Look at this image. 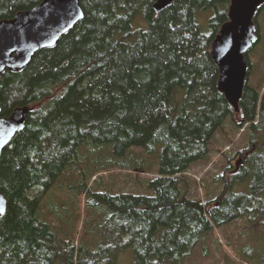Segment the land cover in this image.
Here are the masks:
<instances>
[{"label": "trees", "instance_id": "obj_1", "mask_svg": "<svg viewBox=\"0 0 264 264\" xmlns=\"http://www.w3.org/2000/svg\"><path fill=\"white\" fill-rule=\"evenodd\" d=\"M39 1L0 0V19ZM80 2L85 16L72 31L0 80L1 116L29 107L23 129L0 157V192L7 200L0 264H100L107 261L104 244L113 241L120 251L131 248L139 264H182L214 228L238 217L258 227L253 214H264V96L245 81L235 113L217 89L218 68L209 54L230 0H174L159 14L152 10L155 0ZM236 114L258 150L239 152L246 166L224 180L214 204L189 199L179 187L182 175L207 158L214 134ZM88 140L112 143L118 156L159 148L158 169L145 184L152 194L92 199L101 220L95 224L96 217L85 215L89 229L75 247L64 216L52 229L40 218V202ZM249 167L250 193L233 192V179ZM91 241L95 261L83 263Z\"/></svg>", "mask_w": 264, "mask_h": 264}, {"label": "rangeland", "instance_id": "obj_2", "mask_svg": "<svg viewBox=\"0 0 264 264\" xmlns=\"http://www.w3.org/2000/svg\"><path fill=\"white\" fill-rule=\"evenodd\" d=\"M200 27L206 28V14L197 17ZM258 26L257 40L246 53L250 63L246 83L264 96V7L255 16ZM238 114V113H237ZM228 117L222 127L214 134L209 144V154L205 160L198 161L182 175L179 187L189 199L214 204L216 197L226 185L231 174H236L246 166L239 153L248 155L256 152L258 144L248 141L247 124L237 116ZM241 122V126L238 124ZM264 143V140H262ZM261 143L260 145H262ZM230 147V150H225ZM261 147V146H260ZM158 151L145 154L139 148H131L126 155L114 153L112 143H96L91 140L78 148L75 162L67 166L58 180L42 194L40 218L55 229L59 216H64L69 236L74 237L72 244L78 246V236L89 229L86 214L96 217L98 224L102 213L90 205L92 199L100 203L98 195L117 193L152 194L145 184L157 175ZM142 161V162H141ZM254 171L249 167L231 183L233 192L250 193ZM85 181V184L83 182ZM82 185V186H81ZM82 187V188H81ZM38 191V190H36ZM93 195L89 196L88 193ZM88 200V210L85 202ZM99 209V208H98ZM95 211V212H93ZM102 212V211H101ZM85 217V218H84ZM258 218V227L246 217H238L233 222L214 228L204 241L199 242L192 254L182 264H259L264 253V222ZM255 223V221H253ZM99 239V237H97ZM85 240V235L80 241ZM87 254L81 257L83 263L94 262L92 243ZM107 261L100 264H139L131 248L120 251L115 241L104 244ZM103 251V248H101ZM119 250V251H118Z\"/></svg>", "mask_w": 264, "mask_h": 264}, {"label": "water", "instance_id": "obj_3", "mask_svg": "<svg viewBox=\"0 0 264 264\" xmlns=\"http://www.w3.org/2000/svg\"><path fill=\"white\" fill-rule=\"evenodd\" d=\"M174 0H155L152 10L159 14ZM264 0H230L227 20L210 44V57L218 68L217 89L235 113L247 77L246 53L257 40L254 18ZM85 16L80 0H40L0 19V80L4 73H19L36 53L53 49ZM28 106L14 108L9 116L0 113V157L13 137L25 125ZM1 112V108H0ZM7 200L0 192V216Z\"/></svg>", "mask_w": 264, "mask_h": 264}, {"label": "flooded vegetation", "instance_id": "obj_4", "mask_svg": "<svg viewBox=\"0 0 264 264\" xmlns=\"http://www.w3.org/2000/svg\"><path fill=\"white\" fill-rule=\"evenodd\" d=\"M255 215L257 216L255 219L258 220V218L260 217L261 221L264 222V214L263 213H258L256 212L255 214H253V216L255 217Z\"/></svg>", "mask_w": 264, "mask_h": 264}, {"label": "built area", "instance_id": "obj_5", "mask_svg": "<svg viewBox=\"0 0 264 264\" xmlns=\"http://www.w3.org/2000/svg\"><path fill=\"white\" fill-rule=\"evenodd\" d=\"M225 150H227V151L230 150V147H227Z\"/></svg>", "mask_w": 264, "mask_h": 264}]
</instances>
